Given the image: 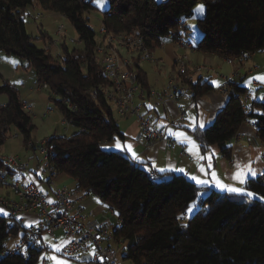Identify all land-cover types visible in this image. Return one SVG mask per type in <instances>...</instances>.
Here are the masks:
<instances>
[{
	"label": "trees",
	"instance_id": "1",
	"mask_svg": "<svg viewBox=\"0 0 264 264\" xmlns=\"http://www.w3.org/2000/svg\"><path fill=\"white\" fill-rule=\"evenodd\" d=\"M35 2L68 19L84 47L71 49L64 43L63 58L38 48L26 21V9ZM199 3L205 6L198 19L201 51L233 59L264 50V0H109L102 24L112 35H142L153 50L162 36L176 34L183 18L193 17ZM95 8L91 0H0V52L27 60L39 83L48 84L51 100L64 119L76 128L73 135L49 138L56 152L55 171L74 179L78 190L92 192L118 213L121 223L115 235L123 238V259L132 264H264V200L258 198L264 196V174L244 184L255 193L249 198L201 187L182 174L152 177L148 168L126 153L102 148L124 134L115 108L102 92L112 82L96 61L106 36L98 39L90 24L88 14ZM139 63L136 58L146 90L147 76ZM183 82L195 98L213 90L207 81ZM234 86L238 94H229L214 123L193 132L203 150L218 145L227 158L232 155L230 140L247 120L257 124L264 141V101L257 104L261 113H251L242 100L246 89ZM1 94L8 96V102L0 105V146L13 128L29 146L36 129L33 116L13 85L5 82ZM7 169L0 159V170ZM195 202L199 207L190 215L187 209ZM25 235L18 218L0 214V264L40 262L45 250L41 244L31 245L26 256L6 250L9 238Z\"/></svg>",
	"mask_w": 264,
	"mask_h": 264
},
{
	"label": "crops",
	"instance_id": "2",
	"mask_svg": "<svg viewBox=\"0 0 264 264\" xmlns=\"http://www.w3.org/2000/svg\"><path fill=\"white\" fill-rule=\"evenodd\" d=\"M30 7L33 8V11H30L31 8L28 7L26 9V18L29 17L30 19L37 21L41 18V13L44 9L40 7L37 2ZM199 7V5L195 7L193 17ZM204 14L205 8L202 15L198 11V16L200 18H202ZM193 17L183 18V25H181L176 32V34L188 44H191V48L182 46L179 42L164 39L162 42L163 44H159L152 50L157 59L155 63L144 60H140L139 63L143 72L146 74L148 81V89H144L141 103L144 105L148 116L152 118L155 126L165 130L168 133L167 135H169V138L177 142L178 146H171L167 140H159L149 146L142 145L139 142L142 138V133L135 116H123L116 110L115 116L119 123L120 130L124 134V138H115H119L122 144L132 145V150L137 153L143 161L141 164H143L145 168L153 169L155 171V176L165 177L170 174H182L191 181H193L191 176H197L200 179L211 181V172L215 171L223 183L236 187H244V185H240L237 181L232 179L233 174L237 171V164L242 166L250 165L252 170L257 173L254 177L249 176L247 180L264 174V141L261 140L259 131L251 122H249V120L243 122L236 135L229 142L232 149V155L230 158H227L222 154L218 145H212L207 150L202 149V146L196 139L192 128L189 127L192 123L189 117H195L197 120L203 119L205 121V127L201 130L206 129L214 123L219 111L225 107L229 100V94L222 93L221 91V88L225 86L223 77H228L232 81V84L245 88L247 93L242 97V100L251 113H261L262 110L257 104L264 101V99L261 98L264 97V83H261L260 80L255 78L258 76H264V50L251 53L243 58L236 57L233 59H228L213 53L203 52L198 48L199 41L202 37V31L196 30V33L193 34L192 26L197 24V21L194 22V20H191ZM199 17L198 19H200ZM103 37L104 36L102 35L100 40H103ZM3 55L4 54L0 52V62L4 64L5 61L2 58ZM184 55L189 62L190 68H193L196 65H204L207 67L206 70L197 73L192 71L193 82L202 80L203 82H209L213 86V90L197 98L194 97V100L190 99L189 94L191 93L193 96L191 91L186 93L183 92L185 85L180 77L177 62L179 59L184 58ZM147 64L153 65L154 68H156L155 71L160 73L159 77H156L155 80H152L150 77L149 71L146 67ZM23 66L25 65L23 64ZM164 70L169 74L168 77H162L161 73ZM17 72L16 77H19L21 72ZM23 76L25 77V74H23ZM213 81L219 82V87H217ZM5 82L13 85L12 83L14 81L11 83L9 80H4L3 84ZM37 82L36 85L41 84L39 83L38 78ZM16 86L14 87L17 88L18 86ZM42 89L45 88L36 90L38 92L44 91ZM18 91L20 92L19 89ZM24 104L25 108L27 107V109L30 110V107L26 103ZM182 113H184V116ZM176 132H184L188 136H191L199 147L196 148L193 145L182 142V137L174 135ZM113 144L114 139L110 142L103 143L101 146L104 150L121 151L111 147ZM189 148H192V151H189ZM127 155L131 158L130 154ZM200 156H203L204 159H200ZM27 162L30 163V167L34 172L32 174L24 173L25 176L23 183L36 180L44 187L43 182L45 177L42 175L40 176L39 174V163L36 166L33 160ZM209 162L211 163L210 168L208 166ZM201 166L205 169L204 172L200 171ZM159 168L183 169L184 171L180 172L171 170L160 173L158 171ZM41 178H43V181L40 180ZM56 182L59 186H65L76 191V205L81 210L91 212L96 219L109 221L115 226H118L121 223V219L117 212L112 210L111 207L102 202L99 197L92 192L88 190H78L77 183L74 179L65 174H60L57 177ZM205 187L228 193L213 185ZM50 189L51 191H47L50 193L53 192V188L51 187ZM205 196L206 195H200V198ZM195 210L196 207L193 209V212L189 214L192 215ZM0 214L8 215L5 210ZM16 218H18L21 224L25 227L27 222H34V220H37V223L33 225H38L40 223L39 218L34 214L24 213L16 216ZM17 238L21 240V236ZM49 243L50 248L45 249L41 256V264H44V262L56 264V261L51 259L53 256L64 261L65 264H94L88 260L84 261L79 258H69L60 255L54 247L59 246L62 243L60 237L57 242L49 240ZM125 246L126 244L124 247ZM11 247H6V250L13 251L16 248V246ZM123 255L124 254H122L121 264H132L130 261L124 260Z\"/></svg>",
	"mask_w": 264,
	"mask_h": 264
},
{
	"label": "built area",
	"instance_id": "3",
	"mask_svg": "<svg viewBox=\"0 0 264 264\" xmlns=\"http://www.w3.org/2000/svg\"><path fill=\"white\" fill-rule=\"evenodd\" d=\"M87 3L89 0H83ZM65 25H60L58 35L62 36ZM100 34L106 36L104 44L99 48L96 61L104 68V74L112 82V85L104 89L108 101L114 106L115 110L123 115L135 116L142 138L139 142L142 145H152L159 140H167L171 146L176 147L178 143L169 138L168 133L157 128L141 103L144 95V88L138 76L135 66V59L155 63L157 61L154 53L144 41L142 35H112L102 24ZM168 39L179 42L182 46L191 48L178 34L168 33L162 36L160 43ZM250 55V54H249ZM248 55L243 54L242 57ZM178 68L182 76L187 81L192 82L193 76L188 74V69L194 72L206 70L204 65L189 67L186 57L178 60ZM225 86L221 88L222 93L238 94L235 86L228 77H223ZM186 81V82H187ZM172 84V82H171ZM183 92L192 90L185 84ZM39 88L48 89V84L43 83ZM190 95V99L194 97ZM184 116V113H182ZM258 130V126L249 120ZM62 125L68 129L71 123L64 119ZM9 134V133H8ZM8 134L6 136H8ZM29 146L39 152L42 158L39 161V174L47 178V182L53 188V192L47 191L41 183L32 180L23 183L24 173L32 174L34 171L30 163L20 158L18 155L1 156L0 159L8 168L6 171L0 170V189H7L12 194L0 195V209L5 210L10 216H18L24 213L34 214L39 218L38 225L26 228V235L20 240L13 251L27 255V250L31 245L41 244L44 249L50 248L49 240L62 243L59 245L58 253L69 258H79L90 255L88 261L94 264H121L122 254L126 253L123 238L115 235V225L109 221H101L94 217L91 212L83 211L77 207L75 195L76 191L57 184L59 176L54 169L52 159L55 156V147L50 144L49 139L34 143L30 141ZM150 176H155V171L148 168ZM7 194V193H6ZM58 232L61 234L58 235ZM45 237L48 239L45 240ZM93 252L95 255H93ZM102 258V259H101ZM44 264H50L44 262Z\"/></svg>",
	"mask_w": 264,
	"mask_h": 264
},
{
	"label": "rangeland",
	"instance_id": "4",
	"mask_svg": "<svg viewBox=\"0 0 264 264\" xmlns=\"http://www.w3.org/2000/svg\"><path fill=\"white\" fill-rule=\"evenodd\" d=\"M91 1L96 8L93 9L90 14H88L90 18V24L92 28L96 31L97 38L101 39L102 35L100 34V28L102 26L104 12L109 7V0H106V5L103 9L97 6V0ZM198 5H203V8H205L203 3H199ZM29 8L31 7L29 6ZM30 11H33V8H31ZM41 14V18L37 21L30 19L29 17L26 18L28 32L31 36H33V43L38 48L48 50V52H50L56 58H63L64 43L67 44L71 49L84 47L83 43L79 40V36L76 29L72 26L68 19H66L59 13L48 10H43ZM198 17V11H196L195 16L191 19L194 20V22L197 21V24H194L192 26L193 34L196 33V30L200 31V28L198 26ZM60 25H65L66 27L62 36L58 35V29ZM97 55L100 56L101 54L98 53ZM2 58L5 63L3 64L0 62V85L2 86L4 80H9L11 81V83L12 81H14L12 84L14 86H18L16 87L20 90L23 102L30 107V110H28L27 107L25 109L33 116V121L36 125V129L33 133L31 141L34 143H40L55 135H73V133L76 131V128L70 126L68 129H65V127L62 125V122L64 121L63 113L57 107L55 102L51 100L52 94L50 90L42 89L44 91H37L38 89L40 90L39 86L41 84L36 85L38 83L37 78L35 76L34 70L28 66V61L17 56L7 57L3 55ZM23 64L25 66H23ZM146 67L149 71V75L152 80H155L156 77H159L160 73L155 71L156 68H154L153 65L147 64ZM17 71L21 72L19 77H16V74L18 73ZM23 74H25V77L23 76ZM188 74L193 76L192 70L188 69ZM161 75L162 77L169 76V74L165 72V70L161 73ZM180 77L183 81H187L181 73ZM54 99L58 98L55 97ZM7 102L8 96L6 94H1L0 105L7 104ZM8 155H18L25 161L33 160L36 166L42 158L39 152H36L30 146H26L24 144L23 136L21 135L20 131L16 128H13L11 130V132L8 134L6 142L0 146V157ZM46 180L47 178L44 179L43 185L46 190L51 191V185ZM6 190L7 189L5 188L1 189L0 195L4 194L1 196H5L8 195L9 192V194H12L10 190L9 192ZM197 204L198 203L195 202L193 206ZM198 207L199 206L196 207V210L198 209ZM196 210L194 212H196ZM187 221L188 219L186 220V222ZM36 223L37 220H34V222H27V225H33ZM60 234L61 233L58 232V235ZM17 242H20L19 238H9L6 241L5 245L7 248H10L11 246H17ZM38 264L41 263L39 262Z\"/></svg>",
	"mask_w": 264,
	"mask_h": 264
},
{
	"label": "snow or ice",
	"instance_id": "5",
	"mask_svg": "<svg viewBox=\"0 0 264 264\" xmlns=\"http://www.w3.org/2000/svg\"><path fill=\"white\" fill-rule=\"evenodd\" d=\"M106 5V0H97V6L100 8H105ZM198 11L201 13V15L204 12V8L203 5H201L198 9ZM255 79H258L261 81V83H264V76H258ZM213 83L219 87V82L217 81H213ZM262 99H264V97H261ZM189 119L192 121V123L189 125V127L192 128L193 132L197 131L198 129H203L205 127V121L203 119L197 120L195 117H189ZM174 135H176L177 137H182V142L193 145L194 147L198 148L199 145H197L196 141L191 137L188 136L186 133L184 132H176L174 133ZM114 147L115 149L121 150L123 152H125L126 154H130L131 158L137 162V163H143V161L141 160V158L137 155V153H135L132 150V145L130 144H122L121 141L119 140V138H114V144L111 146ZM189 151H192V148H189ZM200 159H204L203 156L199 157ZM209 168L211 167V163L209 162ZM236 169L237 171L233 174L232 179L234 181H237L240 185H244L246 183V180L249 176H256L257 173L252 170L250 165L247 166H242L240 164L236 165ZM171 170H175V171H180L183 172V169H165V168H159L158 171L160 173H164L166 171H171ZM200 171L204 172L205 169L203 168V166H201ZM207 174V173H206ZM211 177L212 180L209 181L207 179H200L197 176H191V179L197 184L200 185L201 187L203 186H208V185H213L219 189H221L222 191H226L228 193L231 194H236V195H243V196H247L249 198H253L255 196V193H253L252 191H249L247 188L245 187H236V186H232L229 184H225L223 183V181L217 176L215 171L211 172ZM206 192L201 193V196L206 195ZM261 200H264V196H260L258 197ZM198 205H194L193 207H190L187 209L188 213H192L193 209L195 207H197ZM3 209H0V213H3ZM27 227H31L32 224H28L26 225ZM186 226V225H185ZM48 238L45 237V240H47ZM56 251H60V247L59 246H54ZM93 255H95V253L93 252ZM51 259L56 261V264H65L64 261L57 259L55 256L51 257ZM102 259V258H101Z\"/></svg>",
	"mask_w": 264,
	"mask_h": 264
},
{
	"label": "water",
	"instance_id": "6",
	"mask_svg": "<svg viewBox=\"0 0 264 264\" xmlns=\"http://www.w3.org/2000/svg\"><path fill=\"white\" fill-rule=\"evenodd\" d=\"M88 259H90V255H85V256L82 257V260H84V261H86Z\"/></svg>",
	"mask_w": 264,
	"mask_h": 264
}]
</instances>
